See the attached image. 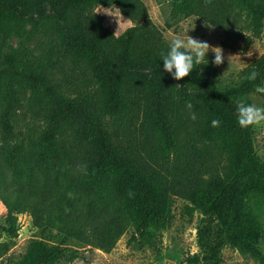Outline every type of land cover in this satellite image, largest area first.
Returning <instances> with one entry per match:
<instances>
[{"label":"trees","instance_id":"16d2710c","mask_svg":"<svg viewBox=\"0 0 264 264\" xmlns=\"http://www.w3.org/2000/svg\"><path fill=\"white\" fill-rule=\"evenodd\" d=\"M35 1L0 0V30L12 27L21 34L27 19L39 28L48 25L72 70L84 75V85L92 82L96 87L91 93L78 92L84 102L78 95L59 93L50 70H30V92L46 86L41 104L33 107L30 99L28 104L40 113L43 127L15 152L12 164L36 165L44 172L63 166L62 180L85 194V210L59 228L57 242L30 240L16 264L80 257L77 248L66 244L68 239L108 252L130 225L143 236L150 221L169 212L174 195L216 225L212 238L201 240L200 250L185 257L187 264H221L226 245L264 264L251 228L253 216L264 214V161L254 151L253 126L241 128L236 114V102L251 103L250 94L264 86V56L244 67L233 85L216 84L214 74L205 75L201 65L177 81L163 68L160 54L167 52L168 43L147 18L142 0H54L53 11H35ZM97 5L118 7L132 25L116 35L93 11ZM172 8L175 14L196 15L221 29L241 21L255 36L264 22V0H173ZM19 58L16 51L0 55L10 84ZM253 70L259 75L250 81L246 77ZM2 99L5 109L15 113L20 100L14 88ZM189 102L196 120L190 118ZM214 119L219 127L212 126ZM89 120L96 128L85 131ZM11 128L9 117L4 133ZM199 141L202 157L195 149ZM2 155L9 164V150ZM0 196L9 212L18 203L23 210L40 204L57 209L69 202L57 194L44 202L26 197L12 202ZM96 208L105 214L95 217Z\"/></svg>","mask_w":264,"mask_h":264},{"label":"rangeland","instance_id":"374dc122","mask_svg":"<svg viewBox=\"0 0 264 264\" xmlns=\"http://www.w3.org/2000/svg\"><path fill=\"white\" fill-rule=\"evenodd\" d=\"M142 2L147 9V18L166 43L169 44L173 37L179 35L187 38L188 34L222 49V64L212 63L215 54L209 50L205 57V62L208 60V63L200 66V71L205 75L214 74V80L220 86L238 83L243 68L259 56H264V22L260 34L255 36L250 29L242 26L241 21H238V25L221 29L196 15L175 14L173 0ZM33 9L53 11L54 0L35 1ZM93 11L103 16L104 23L116 35L132 25L116 6L97 5ZM15 51L20 53V58L14 67L17 76L12 84L5 78L6 66L0 65V194L12 202H20L22 197L44 202L52 199V194L63 195L69 202H62L57 209H52L51 204H40L36 208L24 207L23 210H20L22 205L18 203L9 212L0 196V264H16L32 239L42 238L50 243L57 242L60 239L59 228L74 217L81 216L85 210V194L64 183L63 166L44 172L36 165L23 163L16 167L12 164L15 152L43 127L40 113L37 109L30 110L28 104L30 99L32 106L38 107L44 99L46 86H41L32 94L27 88L30 70L34 68L38 73L50 70V79L57 82L59 93L67 97L78 95L84 102L87 99L78 92L91 93L96 87L92 82L84 85V75L72 70L71 62L64 56L63 48L57 43L48 25L39 28L32 19H27L21 34H17L12 27L0 30V55ZM195 84L196 81L192 87ZM10 87L14 88L15 96L20 100L12 115L5 109L2 99V94ZM191 96L194 97V93ZM250 100L251 103L264 107V94L252 93ZM9 117L12 128L10 133H4V122ZM95 128L96 122L89 120L85 131ZM252 138L256 155L264 161V125L253 126ZM203 147L202 142L196 143L195 149L199 157L203 155ZM6 149L9 150V158L5 159L9 164L2 155ZM95 214V217L100 218L105 211L103 208H96ZM252 227L256 244L264 253V214L253 216ZM215 228V223L200 209L188 200L174 195L169 212L150 221L143 236L136 235L134 225H130L108 252L91 245L77 244L75 239H68L66 244L77 248L81 256L71 259L66 255L55 264H187L185 257L198 252L200 241L212 238ZM133 234L135 238L128 241ZM221 256V264H259L250 255L229 245L222 249Z\"/></svg>","mask_w":264,"mask_h":264},{"label":"clouds","instance_id":"9594fccd","mask_svg":"<svg viewBox=\"0 0 264 264\" xmlns=\"http://www.w3.org/2000/svg\"><path fill=\"white\" fill-rule=\"evenodd\" d=\"M209 50L215 54L212 63L215 65L222 64L223 51L220 47L211 46L209 43L193 38L188 34L187 38L183 35L175 36L170 40L167 52H161L160 54L163 60V68L177 81L182 80L189 76L197 66L208 63V60L205 62V57H207ZM258 75L259 73L253 70L246 79L254 81ZM255 91L264 94V86H257ZM236 106L237 122L241 128L264 125V107L247 103L245 100H238ZM186 107L190 110V118L196 120V113L191 111L193 105L189 102ZM211 123L213 127H219L220 125V121L217 119L212 120Z\"/></svg>","mask_w":264,"mask_h":264}]
</instances>
